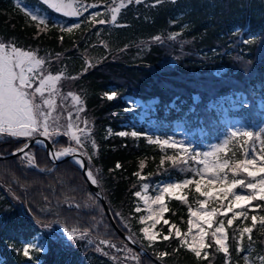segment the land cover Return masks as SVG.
Wrapping results in <instances>:
<instances>
[{
	"label": "trees",
	"instance_id": "trees-1",
	"mask_svg": "<svg viewBox=\"0 0 264 264\" xmlns=\"http://www.w3.org/2000/svg\"><path fill=\"white\" fill-rule=\"evenodd\" d=\"M84 2L104 4L109 0ZM24 6L56 25L77 23V18L47 10L41 0H21V7L15 0H0V41H15L20 47L37 50L40 56L49 55L53 58L49 70L65 71L60 82L62 92L72 91L82 97L86 107L82 116L87 118L97 145L95 150L88 145L92 155L89 167L99 170V185L112 214L130 235L141 237L139 229L143 226L138 222L140 213L133 212L137 206L133 192L141 183L134 173L141 171L151 185L160 178L181 179L184 173L167 162L159 167L161 152L146 138L119 137L115 133L125 129L183 136L200 125L204 133H193V144L202 152V143L216 144L227 133L218 107L212 102L229 93L244 99L232 112L249 127L263 118L264 108H259L257 100L264 99V0H143L139 5L122 8L116 24L93 25L83 15L81 28L72 33H61L59 27L38 32L36 23L21 10ZM96 10L102 13L97 19L110 21L107 9ZM177 33L175 39H169ZM156 36L161 39L155 40ZM56 53L61 54L59 60ZM111 91H116L117 97L109 101L104 93ZM130 95L142 100L145 107L136 104L131 108L133 104L127 101ZM145 110L146 116L136 120L137 112ZM21 139L0 136V154L15 150L24 143ZM67 145V138L61 136L54 147ZM31 152L37 167L22 163L19 155L0 159V252L4 264H28L22 246L43 231L44 224H52V228H87L89 233L86 239L75 240L70 246L48 237L47 251L38 256L42 264H158L119 235L72 160L54 164L45 149L35 143ZM168 154L174 153L168 150ZM141 160L145 162L143 170L139 168ZM118 162L120 168H116ZM186 192L195 206L194 190ZM75 204L80 207L71 206ZM166 204L169 212L165 219L186 231L188 206L168 197ZM158 227L167 233L163 221ZM229 233L233 264H244L242 257L247 253L235 252L231 230ZM98 238L125 250L131 248L132 252L98 245ZM253 239L254 257L264 251V231L254 229ZM243 243H249L247 236ZM142 245L154 256L159 251L170 253L162 259L167 264H224L221 253L210 256L209 261H198L186 248L178 247L175 238L153 247L146 241ZM134 254L137 259H133Z\"/></svg>",
	"mask_w": 264,
	"mask_h": 264
},
{
	"label": "snow or ice",
	"instance_id": "snow-or-ice-1",
	"mask_svg": "<svg viewBox=\"0 0 264 264\" xmlns=\"http://www.w3.org/2000/svg\"><path fill=\"white\" fill-rule=\"evenodd\" d=\"M142 2L143 0H119L117 3V0H109L104 4H88L84 0H41L47 10L64 17L79 18L88 12L85 21L93 25H105L109 22L116 24L122 8ZM16 6L21 7V0H16ZM101 7L107 9L110 21L106 18L97 19L102 16L99 10L90 11ZM21 10L36 23L38 32L48 27H59L61 33H72L74 29L81 28L80 22L70 25L53 24L47 16L32 11L27 6ZM177 35L179 34H173L169 39H175ZM63 38V35L59 37L61 42ZM154 39L159 41L161 37L156 36ZM60 56V53H56V60H59ZM52 63L53 58L49 55L40 56L37 50L20 47L15 41H0V136L24 138L25 142L12 154L19 155L21 162L29 167H37L29 141L44 146L46 142L58 144L61 136L67 138L68 147L49 149L48 156L58 160L72 157L73 163L83 170L86 180L91 185L99 186V170L94 171L89 167L92 155L88 151V145L91 144L93 150L97 145L92 139L87 118L82 116L86 107L79 94L72 91L66 94L62 92L60 82L66 73L64 70L53 73L48 67ZM104 96L111 101L117 97V92H106ZM108 131L111 133L112 130ZM115 134L119 137L146 138L149 145L155 146L161 152L159 167L163 168L167 162L184 173L183 178L162 182L154 189L149 183L143 182L148 177L142 175L141 171L134 173L141 183L140 190L134 191L133 196L142 201L144 207L142 209L137 205L133 212L146 211L147 215H141L138 222L141 225L151 223L139 229L141 237L138 238L135 233L131 234L128 237L131 243L142 244L146 241L149 247H153L161 241L175 238L178 247L186 248L198 261H209L210 256L221 253L224 264H233L229 244L231 230L235 252L247 253L242 257L244 264H264V251L253 257L254 229L264 231V214H261L264 213V121L260 122L256 129L244 126L230 127L223 139L202 152L192 143L177 140L173 136H153L135 130ZM168 150L174 154H168ZM120 167L118 162L116 168ZM144 167L145 162L141 160L139 168L143 170ZM237 189L240 191H236ZM186 190H194L195 206L189 202ZM153 192L155 194H152ZM95 196H99V193ZM166 197L188 206L186 231H182L178 224L165 219V214L169 212L165 203ZM71 206L80 207L79 204ZM250 213L252 214L249 215ZM249 220L251 224H245ZM161 221L167 226L166 234L155 231ZM44 227L47 230L51 225L45 224ZM77 231L80 233L78 236ZM54 233L55 230L52 239L59 241V237ZM88 233L87 228L70 230L63 227V234L69 241L84 240ZM245 236L249 241L246 246L243 243ZM98 245H106L118 252L125 250L107 239L98 238ZM209 249L213 251L209 252ZM97 250H100L99 247ZM126 250L132 252L131 248ZM33 251L44 253L47 247L44 243L25 242L22 255L30 260L34 259L31 255ZM156 255L162 260L170 253L159 251ZM133 259H137L135 254ZM209 264H212V261H209Z\"/></svg>",
	"mask_w": 264,
	"mask_h": 264
},
{
	"label": "rangeland",
	"instance_id": "rangeland-1",
	"mask_svg": "<svg viewBox=\"0 0 264 264\" xmlns=\"http://www.w3.org/2000/svg\"><path fill=\"white\" fill-rule=\"evenodd\" d=\"M118 2H119V0L117 1V3ZM30 10L35 11L34 9H31V8H30ZM91 11H97V10L96 9H91ZM83 15L85 17H87L89 15V13L88 12H85ZM76 20H77V22L82 21L80 17L77 18ZM216 73H219V72L216 70ZM240 100L237 99V97L231 96V93H229L228 96H221L219 100L212 102L213 105H216L218 107V111H219L220 116H221V121L226 124L227 129H229L230 127H238V126L249 127V125L246 124V121H244L243 118L240 115H238L236 112H232L234 109H236V108L239 107V104H242L243 103V100L244 99H241L240 98ZM127 101L129 103L133 104V105L139 104L142 107H145V103H143L142 100H139L138 98L133 97L132 95H130L129 97H127ZM257 105L260 108H264V99H261L259 102H257ZM137 113L138 114H136L137 115L136 120L141 121L144 118V116H146L147 111L145 110V111H142L140 113L139 112H137ZM262 116L263 115H261V117ZM261 120L264 121V117ZM259 122L258 123L251 124V128H253V129L258 128L257 126L259 125ZM120 131H126V130L125 129H121ZM132 131H134V130H132ZM194 132L196 134L202 135L204 133L203 127L200 126V125H198V126H196L195 129H193L191 131H187V135L188 136H186V137L181 136V137H175V138L177 140H184L186 143H190L193 140V133ZM153 136H155V135H153ZM164 137H167V135H164ZM203 145H204V150L203 151H207L209 149V147L211 146L210 142H205V143H203ZM169 180H176V179H173L171 177H166V178H160L153 185H151L149 181H145L144 183H149L153 187V189H154L156 185H158V184H160L162 182H167ZM138 190H140V188ZM236 191L239 192L240 190L237 189ZM152 194H155V193L153 192ZM166 198H165V203H166ZM136 202H137V205H139L143 209V207H144L143 206V202L140 201V200H138V198H137ZM141 215H147V212L144 211V210H142L140 212V216ZM150 223L151 222H148L147 224L143 225L142 227L148 226V224H150ZM44 225H43V228H44L43 231L42 230L39 231L38 234H36L31 239L32 240L31 243H44L46 245V247H47L48 246V242H49L48 237L53 236V234L51 233V232H53L52 230H55V236L59 237V241L60 242H63L66 246H70L75 241V240H72V241H69L68 240L67 236L63 234V227H61V226L60 227H56V228L50 227L49 229L46 230L45 227H44ZM51 226H52V224H51ZM155 231L161 232L160 231V228L158 227V225H157ZM162 233L163 234H166L164 232H162ZM76 235L78 236L79 233L76 232ZM22 248H23V246H22ZM123 252L126 253L127 251L124 250ZM31 255L34 257V259H31L30 260V259L27 258L28 259V264H42L41 258L38 257L39 256V253L33 251L31 253ZM126 255L127 254H125V256ZM3 260H4V258L1 256V252H0V264H4L3 263ZM6 264H13V263H9L8 262Z\"/></svg>",
	"mask_w": 264,
	"mask_h": 264
},
{
	"label": "water",
	"instance_id": "water-1",
	"mask_svg": "<svg viewBox=\"0 0 264 264\" xmlns=\"http://www.w3.org/2000/svg\"><path fill=\"white\" fill-rule=\"evenodd\" d=\"M21 140L25 142L24 138L21 139ZM29 143H30V146L34 144V142H32V141H29ZM68 146H69V145H67V147H68ZM42 147L45 149V151H46L47 153H48V150H49V149H55L54 145L51 144V142H46V144H45L44 146H42ZM13 152H14V150H13L12 152H8V153H2V154H0V159L6 158V157H13V156H14V155L12 154ZM49 158H50V157H49ZM68 159L72 160V157L69 156V157H66V158H64V159H62V160H68ZM50 160H51V162L54 163V164H57L59 161H61V160H58V159H52V158H50ZM72 161H73V160H72ZM79 169H80V168H79ZM80 171H81V172L83 173V175H84L83 170L80 169ZM84 177H85V176H84ZM85 179H86V177H85ZM86 181H87V180H86ZM87 183H88V186H89L90 191H92V192L95 193V194H96V193H99V196H97V197L99 198L101 204H103V207H104V209H105V211H106V214H108V217H109V219H110L111 224L115 227V229L117 230V232L119 233V235H121L122 238H123L124 240H127L128 243H129L131 246H133L136 250H138L139 252H141V253H143V254H145V255H147V256H150V257H151L156 263H158V264H167V263H165L163 260L159 259L157 256H154V255L149 251V249H147V248H146L144 245H142L141 243H136V244L131 243V241L128 239V237L130 236V233H128L127 231H124V230L122 229V227H121L120 225H118V223L116 222V220H115V216H114V214H112V211H111L110 205H109V203H107L106 198H105V194H104L103 191L101 190L100 185H99V186L91 185L90 182H88V181H87Z\"/></svg>",
	"mask_w": 264,
	"mask_h": 264
}]
</instances>
